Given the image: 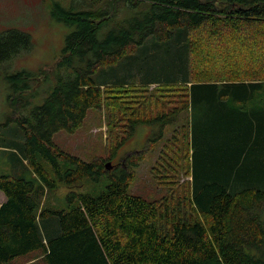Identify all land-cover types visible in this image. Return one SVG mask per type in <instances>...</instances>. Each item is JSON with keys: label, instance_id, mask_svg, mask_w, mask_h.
I'll use <instances>...</instances> for the list:
<instances>
[{"label": "trees", "instance_id": "16d2710c", "mask_svg": "<svg viewBox=\"0 0 264 264\" xmlns=\"http://www.w3.org/2000/svg\"><path fill=\"white\" fill-rule=\"evenodd\" d=\"M79 4L84 8L51 5L58 20L75 28L58 61L68 71L58 74L43 101L27 107L29 91L48 70L11 77V86L26 94L24 113L16 112L20 99L9 95L13 110L0 129L13 122L22 129L21 154L31 177L0 174V264L33 256L35 264H264V0ZM150 36L172 43L168 68L182 72L185 87L107 85L100 70L135 54ZM30 45L27 32H0V62ZM158 93L169 100L152 107ZM90 110L103 112L106 153L83 160L52 137L74 133ZM194 112L196 167L188 129ZM155 121L159 133L139 155L123 159L127 168L137 165L163 141L157 163L163 160L168 172L159 181L167 194L147 199L131 193L134 172L119 167L99 194L71 190L66 208L46 206L48 191L78 187L86 176L96 180L111 170L105 163L135 125ZM165 123L174 125L169 136ZM180 174L189 180H179Z\"/></svg>", "mask_w": 264, "mask_h": 264}, {"label": "rangeland", "instance_id": "374dc122", "mask_svg": "<svg viewBox=\"0 0 264 264\" xmlns=\"http://www.w3.org/2000/svg\"><path fill=\"white\" fill-rule=\"evenodd\" d=\"M58 3L66 9H81L84 5H80L81 0H0V32L9 29H17L27 32L30 35L31 45L20 49L16 54L0 62V122L5 121L6 115L13 110V106L9 105V95L13 98L20 99V103L16 106V112L22 111L24 107V94L19 95L21 88L11 86V77L20 70H28L37 72L41 69L48 70L46 74L39 75L41 77L36 82L35 89L29 91L28 100L30 102L27 107L35 103H41L45 95L58 83V74L66 75L67 68L58 67L62 48L64 46L66 36L75 28L72 24H67L58 20L52 14V3ZM122 11L125 12L123 8ZM128 13L125 12L124 16ZM178 31H174V34ZM177 43L176 39H171ZM165 42H158L151 36L140 45L138 51L128 57L123 58L117 65L109 66L100 70H105L104 77L107 78L111 85L122 84H143L144 87L155 90V85L159 84L160 89H168L178 87L183 89L184 77L182 72H178L173 68H168L170 64L169 43L168 47ZM167 50V53H165ZM173 52V48H172ZM154 67L155 69H152ZM98 78V76H96ZM151 82V83H149ZM34 83V81L32 82ZM172 83V84H171ZM159 91V90H157ZM32 93V96H30ZM149 93H154L149 92ZM146 93L145 97L149 96ZM169 99L161 97L158 93L152 102V107L164 104ZM146 101V99H145ZM18 114V113H16ZM188 119L190 112H188ZM197 116L195 112L188 123L190 144L193 152V167H196V158L201 157L200 147L196 143L197 134ZM159 122L137 123L132 135L122 143L116 150V155L111 158L113 164L111 170L98 175L97 179H91L86 176L81 186L74 188L58 187L46 194V206L53 208H66L68 201L66 196L71 190L78 193H89L91 195L99 194L109 183L110 176H117L122 172L121 168H127L125 164L126 155L136 152L139 155L147 143L148 139L159 133ZM173 124L165 123L162 131L169 136ZM22 129L16 123H8L0 129V145H9L12 148L0 147V174H16L30 178V170L24 163L21 154L22 139L19 136ZM106 126L103 112L90 110L84 119L83 126L74 133L65 131H57L53 134V142L62 150L80 157L83 160L91 156H104L106 153ZM163 141L155 147L146 150L143 159L137 165H128L126 172H134V179L129 184V191L136 195H140L147 199H154L167 194V186L162 185L159 181H163L168 177V172L164 167L163 160L157 163L160 155V149ZM264 150V148H263ZM264 154V151H263ZM120 157V159H118ZM123 159V160H122ZM155 166V167H154ZM179 180L187 182L189 177L180 174ZM175 192V190H174ZM2 196L0 194V201ZM264 215V211H263ZM37 257H28L26 260H16L10 264H35Z\"/></svg>", "mask_w": 264, "mask_h": 264}, {"label": "water", "instance_id": "95a60500", "mask_svg": "<svg viewBox=\"0 0 264 264\" xmlns=\"http://www.w3.org/2000/svg\"><path fill=\"white\" fill-rule=\"evenodd\" d=\"M105 167H106L107 169H111V167H112L111 162H110V161H107V162L105 163Z\"/></svg>", "mask_w": 264, "mask_h": 264}, {"label": "crops", "instance_id": "0c3cea01", "mask_svg": "<svg viewBox=\"0 0 264 264\" xmlns=\"http://www.w3.org/2000/svg\"><path fill=\"white\" fill-rule=\"evenodd\" d=\"M100 75H103V73H101ZM108 82L106 83L107 85H109L110 84V82H109V80H107Z\"/></svg>", "mask_w": 264, "mask_h": 264}, {"label": "flooded vegetation", "instance_id": "af4514ba", "mask_svg": "<svg viewBox=\"0 0 264 264\" xmlns=\"http://www.w3.org/2000/svg\"><path fill=\"white\" fill-rule=\"evenodd\" d=\"M118 159H120V157Z\"/></svg>", "mask_w": 264, "mask_h": 264}]
</instances>
